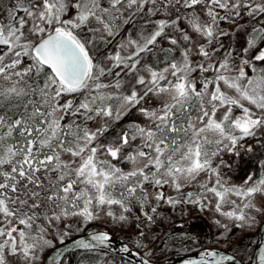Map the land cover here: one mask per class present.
Here are the masks:
<instances>
[{
  "label": "snow or ice",
  "instance_id": "6c2138e0",
  "mask_svg": "<svg viewBox=\"0 0 264 264\" xmlns=\"http://www.w3.org/2000/svg\"><path fill=\"white\" fill-rule=\"evenodd\" d=\"M130 228L140 264L264 228V0H0V264H113Z\"/></svg>",
  "mask_w": 264,
  "mask_h": 264
},
{
  "label": "trees",
  "instance_id": "16d2710c",
  "mask_svg": "<svg viewBox=\"0 0 264 264\" xmlns=\"http://www.w3.org/2000/svg\"><path fill=\"white\" fill-rule=\"evenodd\" d=\"M164 229L162 228L161 231L157 232L156 235H162ZM258 228L257 229H254L253 231L249 232V233H246L245 236H249V238L246 240L245 242V245L243 247V251H241V253L239 252H236L235 254L237 256H242L243 257V262L245 263H248L250 260L248 259L249 256H252L253 255V252L255 250V247L257 245V242H258ZM212 233V231H211ZM208 234V238L206 240H203L205 242V244L208 242V240H211L212 239V234ZM112 234L114 235H118L120 236L121 238H123L130 246L136 248L135 246V243H134V240L132 239H128V237L131 235V232H129V230L127 232H121L119 230H116V231H113ZM238 237L241 236V233L240 232H236L235 233ZM74 236L75 235H78V234H73ZM245 241V239H244ZM236 243V242H235ZM221 249H224L226 247H228L227 245L226 246H217ZM196 250H199L198 248L196 247H193L192 249V252L196 251ZM178 254H185V252H183L182 250L181 251H174L173 249H171L170 251H168V253H165V254H162L161 256H157L158 258V261L160 260H164L170 256H173V255H178ZM112 255V258L113 260H115L118 264H137L135 262H132L126 258H124L123 256H120V255H117V254H113L111 253ZM121 257H123V260H121ZM73 264H75V262H73Z\"/></svg>",
  "mask_w": 264,
  "mask_h": 264
},
{
  "label": "water",
  "instance_id": "95a60500",
  "mask_svg": "<svg viewBox=\"0 0 264 264\" xmlns=\"http://www.w3.org/2000/svg\"><path fill=\"white\" fill-rule=\"evenodd\" d=\"M113 236V240H112V253L113 254H117L120 256H123L124 258L135 262L137 264H140V257L136 256L135 253L137 251L136 248L130 246L123 238H121L120 236L111 234ZM127 245L129 248H131L132 250V255L129 256L127 253L121 252L119 251V249L124 246ZM264 246V228H258V242L257 245L255 247V250L253 252V259L250 260L248 263H245L243 261H241V264H258V252H259V247ZM198 250L191 252V253H185V254H178V255H173L170 256L164 260H160L158 261V264H183V260L185 258H187L188 256H193L195 255V253ZM229 254H232L231 252Z\"/></svg>",
  "mask_w": 264,
  "mask_h": 264
},
{
  "label": "rangeland",
  "instance_id": "374dc122",
  "mask_svg": "<svg viewBox=\"0 0 264 264\" xmlns=\"http://www.w3.org/2000/svg\"><path fill=\"white\" fill-rule=\"evenodd\" d=\"M5 2H7V0H5ZM185 221L187 224L191 225L196 232L201 233V240H206L208 238V234H210L211 231H212V233H211L212 239L215 238L217 229L215 226H213L212 222L210 220H208L206 217H200V216H198V214L193 213L192 216L185 217ZM176 226L179 227V223H177ZM161 229H160V231H161ZM129 232H131V235H133L134 229L130 228ZM236 237H238V236L235 234L234 238H233V243L237 242ZM248 238H249V236L246 235L244 245H245V242ZM221 245L226 246L225 244H221ZM217 246H220V245H217ZM243 247L244 246H242L237 252L241 253V251H243ZM171 249L172 248L170 245L161 244V246H159L155 249V255H156V257L161 256L162 254L168 253V251H170ZM113 264H118V263L115 260H113Z\"/></svg>",
  "mask_w": 264,
  "mask_h": 264
}]
</instances>
